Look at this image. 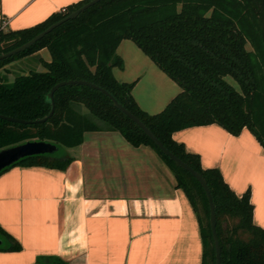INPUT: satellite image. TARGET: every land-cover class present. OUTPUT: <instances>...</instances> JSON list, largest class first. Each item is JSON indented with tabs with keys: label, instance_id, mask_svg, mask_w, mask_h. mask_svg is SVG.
I'll use <instances>...</instances> for the list:
<instances>
[{
	"label": "trees",
	"instance_id": "obj_1",
	"mask_svg": "<svg viewBox=\"0 0 264 264\" xmlns=\"http://www.w3.org/2000/svg\"><path fill=\"white\" fill-rule=\"evenodd\" d=\"M87 1L68 4L31 26L8 29L0 24V53ZM124 38L132 39L181 86L163 109H143L132 93L135 81L115 76L113 67L124 63L117 52ZM43 47L49 49L51 59L39 56L42 68L17 71L12 80L0 70V113L25 119L47 115L52 108L48 92L60 80L81 78L106 88L207 180L216 207L222 264H264V227L253 221L250 190L238 194L218 167H204L197 152L173 137L177 129L216 122L234 134L248 127L264 145V0H98L26 49L0 59V69ZM54 97V111L45 121L0 117V149L31 139L54 142L58 149L21 157L0 173L17 164L66 168L73 156L58 153L61 146L80 144L86 130H119L132 144L153 147L170 166L198 216L202 264H216L210 204L199 179L166 154L100 88L68 83L59 86ZM0 239V249L22 247L2 226Z\"/></svg>",
	"mask_w": 264,
	"mask_h": 264
},
{
	"label": "crops",
	"instance_id": "obj_2",
	"mask_svg": "<svg viewBox=\"0 0 264 264\" xmlns=\"http://www.w3.org/2000/svg\"><path fill=\"white\" fill-rule=\"evenodd\" d=\"M76 1L0 0V24L31 26ZM117 52L124 63L113 67L115 76L135 81L132 93L148 112L181 90L132 39H122ZM39 56L51 59L43 47L0 70L23 62L30 65L23 72L40 69ZM173 137L204 167H218L238 194L249 189L253 221L264 227V145L248 127L234 134L216 122L197 124ZM69 154L63 169L17 164L0 173V226L22 246L0 249V264H202L197 213L153 147L134 145L116 129H91Z\"/></svg>",
	"mask_w": 264,
	"mask_h": 264
},
{
	"label": "water",
	"instance_id": "obj_3",
	"mask_svg": "<svg viewBox=\"0 0 264 264\" xmlns=\"http://www.w3.org/2000/svg\"><path fill=\"white\" fill-rule=\"evenodd\" d=\"M98 0H89L85 3H83L81 6L73 9L70 13H68L66 16L60 18L59 20L51 23L49 26H47L45 29L41 30L37 34H35L33 37L28 39L27 41L23 42L22 44L7 50L5 52L0 53V59H3L5 57L14 55L33 43H35L39 38H41L43 35H45L47 32L52 30L54 27L57 25L61 24L62 22L66 21L69 18H73L77 16L80 12L91 6L92 4L96 3ZM68 83H85V84H90L95 87L100 88L102 91L107 93L113 100L114 104L117 105L119 108H121L125 113H127L133 120H135L144 130L145 132L163 149V151L168 154L174 161L184 167L185 169L189 170L192 174H194L199 181L202 183V185L205 188L209 204H210V223H211V228H212V233H213V238H214V243H215V248H216V264H222V249H221V243L218 235V230H217V213H216V207H215V202L213 199V195L211 192V189L208 185L207 180L205 177L195 168H193L190 164H188L186 161H184L181 157H179L177 154H175L172 150H170L160 138L151 130L150 127H148L142 119H140L139 116H137L135 113H133L131 110L126 108L121 102L118 101V99L110 93L106 88L99 86L98 84L86 80V79H81V78H71V79H65V80H60L57 83H55L51 89L48 92V97L50 98L52 102V108L50 112L41 117V118H36V119H25L21 117H16L12 115H7L4 113H0V117L9 119V120H14V121H20V122H41L45 121L54 111L55 108V97H54V92L55 90L64 84ZM58 149V145L54 142L48 141V140H43V139H31V140H26L24 142H20L18 144H14L11 146H7L4 148L0 149V170L3 169L4 167L14 163L21 157H24L26 155L30 154H36V153H43V152H53ZM1 242V239H0Z\"/></svg>",
	"mask_w": 264,
	"mask_h": 264
},
{
	"label": "rangeland",
	"instance_id": "obj_4",
	"mask_svg": "<svg viewBox=\"0 0 264 264\" xmlns=\"http://www.w3.org/2000/svg\"><path fill=\"white\" fill-rule=\"evenodd\" d=\"M29 62V61H28ZM34 64L36 63V61H32ZM28 67H30V65L28 64V63H25V62H23L22 63V65L21 64H17V63H15V64H12L11 65V67L9 68V70L8 71H5V72H7L6 73V75H7V77H8V79L9 78H11V76L13 75L14 76V74H15V72H17V71H20V72H23L22 70H24V68H28ZM32 68H35V66H31ZM118 68L117 66H114V68ZM2 73H4L3 71H1ZM9 72H11L12 73V75H9L8 73ZM227 79L230 81V82H232L235 86H237L238 87V84H237V82L231 77V76H227ZM81 109L83 110V111H88V109L84 106V105H82L81 106ZM58 153H69V147H66V146H61L60 147V149H59V152Z\"/></svg>",
	"mask_w": 264,
	"mask_h": 264
},
{
	"label": "built area",
	"instance_id": "obj_5",
	"mask_svg": "<svg viewBox=\"0 0 264 264\" xmlns=\"http://www.w3.org/2000/svg\"><path fill=\"white\" fill-rule=\"evenodd\" d=\"M63 9H64V7H63Z\"/></svg>",
	"mask_w": 264,
	"mask_h": 264
}]
</instances>
